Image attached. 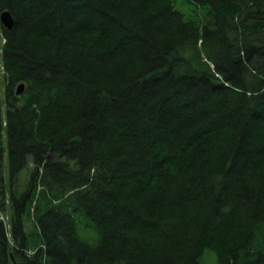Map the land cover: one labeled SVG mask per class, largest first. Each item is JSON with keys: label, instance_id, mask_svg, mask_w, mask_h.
Here are the masks:
<instances>
[{"label": "trees", "instance_id": "1", "mask_svg": "<svg viewBox=\"0 0 264 264\" xmlns=\"http://www.w3.org/2000/svg\"><path fill=\"white\" fill-rule=\"evenodd\" d=\"M185 1L0 0V264H264V0Z\"/></svg>", "mask_w": 264, "mask_h": 264}, {"label": "rangeland", "instance_id": "2", "mask_svg": "<svg viewBox=\"0 0 264 264\" xmlns=\"http://www.w3.org/2000/svg\"><path fill=\"white\" fill-rule=\"evenodd\" d=\"M175 6L180 8L187 16H194L196 18H199L202 15V10L200 8H195V5L188 3L185 0H176ZM1 25V24H0ZM0 43H2V40L0 38ZM9 209H6L5 211L0 210V220L3 221L4 224V231L6 232L7 238L9 237L8 234V219H9ZM32 222L30 220L26 221V227L28 230H32V233H35V230H33ZM210 264H214L215 261L211 260L209 261Z\"/></svg>", "mask_w": 264, "mask_h": 264}, {"label": "water", "instance_id": "3", "mask_svg": "<svg viewBox=\"0 0 264 264\" xmlns=\"http://www.w3.org/2000/svg\"><path fill=\"white\" fill-rule=\"evenodd\" d=\"M0 24L6 28L10 29L13 25V18L9 12V10L5 9L0 11ZM24 85L21 83L16 87V93L19 94L23 89Z\"/></svg>", "mask_w": 264, "mask_h": 264}]
</instances>
